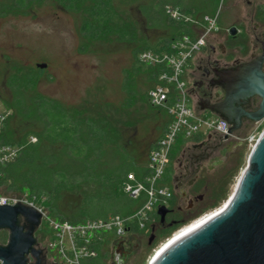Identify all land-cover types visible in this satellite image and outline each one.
<instances>
[{"label":"trees","instance_id":"trees-1","mask_svg":"<svg viewBox=\"0 0 264 264\" xmlns=\"http://www.w3.org/2000/svg\"><path fill=\"white\" fill-rule=\"evenodd\" d=\"M49 1L77 17L80 53L102 42L125 44L130 62L122 74L120 91L124 97L113 114L108 105L99 111L84 106L65 107L37 91L34 69L11 67L4 81L8 97L0 94L1 106L10 112L0 140L18 146L19 151L12 161L0 165V195L27 192L36 199L43 197L52 219L75 225L109 217L127 218L144 205L146 198L141 195L131 199L121 186L128 174L137 181L148 176V156L140 160L131 145L122 142L123 122L116 113L132 107L138 113L142 107L146 113L154 114L160 134L149 144L148 155L170 122L165 109L152 108L147 100L148 91L157 84L164 68L145 66L137 57L144 51L170 54L171 44L182 36L197 37L204 17L217 13L219 0H0V18L28 14ZM168 10L188 20H174ZM217 23L220 25L219 19ZM238 46L245 54L246 47L241 43ZM31 137L34 142L29 141ZM179 139L182 146L186 144ZM202 140L194 137L189 142L195 145ZM174 154L172 150L170 162ZM168 189L171 197L167 208L172 210L175 197L170 185ZM221 192L222 188L216 186V203ZM148 225L154 235L157 226L164 228L156 213ZM104 246L102 240L93 243L90 249L96 256L84 259L82 264H107Z\"/></svg>","mask_w":264,"mask_h":264},{"label":"rangeland","instance_id":"rangeland-1","mask_svg":"<svg viewBox=\"0 0 264 264\" xmlns=\"http://www.w3.org/2000/svg\"><path fill=\"white\" fill-rule=\"evenodd\" d=\"M247 1L251 3V6L247 5ZM258 3V0H227L220 8V14L217 18L220 20V25L217 23L220 30L212 33L207 42L211 44L224 43L227 47L241 43L247 49L245 54L232 52L231 50L232 53L224 59L225 61L231 62L235 58H242L246 61L253 43L258 39L259 41L262 40L260 32L264 30V9H258L256 7L259 5ZM261 3L264 5V0ZM231 28H235L236 31L235 41L229 35ZM77 29V17L65 12L51 1L35 8L28 14L0 18V94L5 98L8 97L4 81L11 67H20L23 70L32 68L37 73V91L55 100L56 103L58 102L65 107L97 108L98 111L104 105H108L113 114L124 97L120 91V86L123 70L127 69L130 62L128 49L123 43L114 45L113 42L112 44L102 42L94 44L90 48L91 51L80 53L81 40ZM259 50L258 48L257 55ZM201 53L194 61L193 68ZM40 64L46 65L45 68L38 69L36 65ZM190 79L187 73H184L181 77V80L186 84V89L190 86L192 81ZM144 110L141 107L137 113L134 112L132 107L127 112L116 113V116L123 122V126L120 128L122 142L129 143L140 160L147 158L149 144L158 138L160 134L158 124L154 120V114H148ZM203 117L209 118L211 115L206 114ZM263 129L264 119L260 124L253 125L245 134L240 148L231 155L226 156L222 168L204 171L198 182V187L194 188V192L192 191L193 204L189 208L188 202L190 200H182L178 192L173 191L171 169L175 162H171L165 168L163 183L166 186L170 185L172 188L175 197L172 210L173 214L176 213V215L165 219L164 228L158 229L157 226L155 230L158 231L155 235L152 227L145 224L144 230L138 234V243L135 242L138 247L129 259L130 264H147L154 253L165 244L163 242L179 228L205 213L218 209L227 202L241 173L247 167L250 150L244 139L248 134L259 133ZM180 140H177L173 148L175 159L179 158L181 152L185 151L184 154L191 152L193 147L192 143L182 146ZM216 186L222 188L217 203L215 201L216 196L213 194ZM199 195L200 199L194 201V198L199 197ZM214 204H216L214 207L208 208L204 213L202 212L205 207ZM155 213L157 214V211ZM197 213H199L198 216L187 221ZM38 230V237L42 242L41 247L45 246L49 250V257L57 261L55 248H49L51 244L49 243L51 242L50 233L44 225ZM151 235L154 236V241L148 245V236ZM104 241V250L108 254L107 264H112L111 257L115 240L111 238ZM124 251L126 250L124 249ZM58 260L60 259L58 258Z\"/></svg>","mask_w":264,"mask_h":264},{"label":"built area","instance_id":"built-area-1","mask_svg":"<svg viewBox=\"0 0 264 264\" xmlns=\"http://www.w3.org/2000/svg\"><path fill=\"white\" fill-rule=\"evenodd\" d=\"M225 1L219 0V8L214 17H204L202 32L197 37L193 39L188 35L182 36L178 41L171 44L172 53L144 51L137 57V61L145 66L159 65L164 68V71L158 76L157 84L148 91L147 100L150 107L165 109L170 118L163 136L149 152L148 176L142 181H137L132 174H128L127 180L121 186L122 191L131 199H137L141 195L146 198L140 209L127 218L109 217L103 221H87L75 225L52 219L44 207L43 203L46 201L43 197L36 199L27 192L9 196L0 195V206L23 205L34 209L39 214L41 225H44L50 233L51 242L49 243L51 244L49 248H55L57 252L55 257H57L59 264H82L84 259L95 257L96 254L90 247L97 241L112 238L115 243L121 240L138 242V234L144 230L145 224L150 218H153L157 209L168 207L171 191L163 182L165 168L171 163L170 154L177 140L182 138L187 141V144L194 137H201L202 141H206L213 134L217 136L223 134L226 128L224 120L213 116L204 118L205 113L195 112L189 100L186 84L181 80V77L189 63L200 53L208 37L220 28L217 25V18ZM168 14L177 21L188 20L187 17L175 10H168ZM9 115L10 112L2 107L0 111V136L5 119ZM261 133L262 131L250 133L244 139L250 151L258 142ZM29 141L34 142L35 139L31 137ZM18 151V146L2 143L0 140V165L12 161L17 156ZM208 213L192 222L200 220ZM187 225L179 228L163 243L171 240L177 232Z\"/></svg>","mask_w":264,"mask_h":264},{"label":"water","instance_id":"water-1","mask_svg":"<svg viewBox=\"0 0 264 264\" xmlns=\"http://www.w3.org/2000/svg\"><path fill=\"white\" fill-rule=\"evenodd\" d=\"M234 34L235 28L230 30V35ZM263 61L264 53L250 64L219 73L217 82L225 100L209 111L221 118L230 115L227 122L235 127L243 115L254 123L261 122L264 119ZM45 66L36 65L38 69ZM252 97L260 99V109L256 114H245L236 106L237 101ZM225 124L223 134L218 136L220 139L230 137L233 131L228 130L226 121ZM168 212L165 207L158 208L161 223ZM20 216L34 228L38 227L40 216L34 209L23 205L0 206V229L9 231L7 245L0 246V264H27L24 257L28 254L35 257L38 253L33 248L32 233H24L17 223ZM153 237L148 238V244ZM123 244V241L114 244L111 258L122 257ZM154 264H264V129L249 152L247 167L222 213L168 245Z\"/></svg>","mask_w":264,"mask_h":264},{"label":"flooded vegetation","instance_id":"flooded-vegetation-1","mask_svg":"<svg viewBox=\"0 0 264 264\" xmlns=\"http://www.w3.org/2000/svg\"><path fill=\"white\" fill-rule=\"evenodd\" d=\"M258 1L259 5L256 7L260 10L264 9V5L261 3L262 0ZM247 5L251 6V3L247 1ZM219 30L220 28H218L217 32H219ZM254 30L256 31L255 27ZM231 36L235 41L236 31L235 34ZM209 37L207 41H209ZM260 37L262 40L259 41L258 39L255 43H253L246 61L242 60V58H235L231 62L224 60L230 56L232 52L235 51L239 53L241 51L238 43L234 46H231L233 47L231 49L230 46L227 47L224 45V43L211 44L210 42L206 41L204 47L200 51L202 53L197 59V63L188 73V77H190V80L192 81L189 88H187V92L190 103L195 109V112L205 113L217 119H223L228 125V130H233L230 133L231 136L227 137L226 139H220V137L213 134L211 138L207 139L206 141H202L196 145H193L191 152L187 154H184L185 151L181 152L178 159L174 158L175 165L171 169L173 191H177L179 197L182 200H190L188 202V208L193 204V199H191L192 193L194 192V188L197 187L200 177L204 171L207 172L215 168H222L223 160L226 158V156L231 155L235 152V150L241 147L243 143L242 139L245 134L251 129V127H253V125L257 124L254 123L248 116L243 115L239 118L238 124L235 127L234 124H228L227 122L228 119H231L230 115L229 118H221L219 114L214 112L212 113L209 110L212 107L220 105L225 100V94L217 82L219 73L223 72L224 70L236 69L242 64H250V62H253L257 58L261 57L264 53V30L260 32ZM258 48L260 50L257 55L256 53ZM262 70L264 71V61L262 64ZM236 106L240 108V110H242L245 114H256L260 109V99L257 97H252L247 100H238ZM199 199L200 195L199 197H195L194 201ZM168 211L169 212L165 215L162 224L167 217H170L174 213L173 210L168 209ZM17 223L22 227L24 233H32L34 238L33 248L38 251L35 257H33L31 254H28L24 257L27 264H59L57 261H54L53 258L51 259V257H49V250L45 246L41 247L42 242L38 237V229H40L42 226L40 222L38 227L34 228L27 222L24 216H20L17 218ZM153 238L150 244L153 243ZM8 239L9 231H7V229H0V246L7 245ZM123 243L124 249L126 251H123L124 253H122V257L112 258V264H130L129 259L137 250L138 244L136 243L138 242L134 243L129 240H123Z\"/></svg>","mask_w":264,"mask_h":264},{"label":"bare ground","instance_id":"bare-ground-1","mask_svg":"<svg viewBox=\"0 0 264 264\" xmlns=\"http://www.w3.org/2000/svg\"><path fill=\"white\" fill-rule=\"evenodd\" d=\"M236 186L234 187L235 190ZM233 190V192H234ZM232 192V193H233ZM229 196V198L232 196ZM228 198V199H229ZM227 202H225L222 206H220L218 209L212 211L211 213H208V215H206L205 217L201 218L198 221L192 222L190 224H188L186 227H184L183 229H181L179 232H177L173 238L171 240H169L168 242H166L165 244H163L155 253L154 255L151 257V259L149 260V262L147 261V264H154L156 263V261L158 260V258L160 257V255L162 254V252L165 250V248L170 245L171 243H173L174 241H176L177 239L193 232L194 230H196L197 228L201 227L202 225L206 224L210 219L214 218V216L222 213V211L224 210V208L226 207Z\"/></svg>","mask_w":264,"mask_h":264},{"label":"crops","instance_id":"crops-1","mask_svg":"<svg viewBox=\"0 0 264 264\" xmlns=\"http://www.w3.org/2000/svg\"><path fill=\"white\" fill-rule=\"evenodd\" d=\"M195 58H196V57H195ZM195 58L189 63V65H188L187 68H186L185 73L188 74V73L193 69V65H194ZM207 115H208V114H207ZM257 124H260V122L257 123ZM167 187H168V186H167Z\"/></svg>","mask_w":264,"mask_h":264}]
</instances>
